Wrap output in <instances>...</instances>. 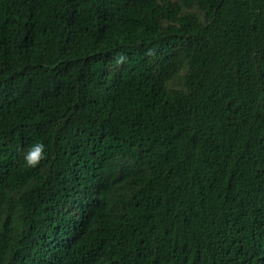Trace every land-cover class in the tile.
<instances>
[{
    "label": "trees",
    "instance_id": "1",
    "mask_svg": "<svg viewBox=\"0 0 264 264\" xmlns=\"http://www.w3.org/2000/svg\"><path fill=\"white\" fill-rule=\"evenodd\" d=\"M0 264H264V0H0Z\"/></svg>",
    "mask_w": 264,
    "mask_h": 264
},
{
    "label": "clouds",
    "instance_id": "2",
    "mask_svg": "<svg viewBox=\"0 0 264 264\" xmlns=\"http://www.w3.org/2000/svg\"><path fill=\"white\" fill-rule=\"evenodd\" d=\"M41 150H42V145L37 144L34 147V150L29 153V161L33 162L32 158L37 157L41 153Z\"/></svg>",
    "mask_w": 264,
    "mask_h": 264
}]
</instances>
